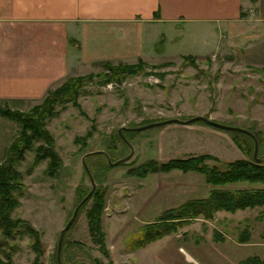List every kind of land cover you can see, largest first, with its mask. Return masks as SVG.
Instances as JSON below:
<instances>
[{
  "label": "rangeland",
  "instance_id": "1",
  "mask_svg": "<svg viewBox=\"0 0 264 264\" xmlns=\"http://www.w3.org/2000/svg\"><path fill=\"white\" fill-rule=\"evenodd\" d=\"M242 18L239 28L219 33V48L209 53L179 56L195 44H180L179 35L167 31L164 40L152 44L159 56H171L165 63L103 61L49 89L69 76L74 84L81 83L76 101L55 105L57 114L46 120L59 158L56 172L47 170L48 158L35 160L41 140L17 165L23 189L12 214L36 229L40 249L31 247L27 235L9 240L16 246L14 264H59L60 230L91 190L89 176L94 189L104 192L103 203L96 204L93 189L80 205L62 238L61 264H264V205L174 218L161 236L139 244L150 222L221 186L207 182L199 170L160 169L161 162L206 153L209 158L202 163L222 169L235 158L253 156L250 134L190 117L204 115L249 130L257 140L256 157L264 161V0H245ZM117 66L124 70L109 79L116 76ZM42 99L0 106L27 111ZM173 118L179 121H167ZM18 129L15 120L0 115V162ZM128 155L116 164L108 161ZM145 164L149 168L142 169Z\"/></svg>",
  "mask_w": 264,
  "mask_h": 264
},
{
  "label": "crops",
  "instance_id": "2",
  "mask_svg": "<svg viewBox=\"0 0 264 264\" xmlns=\"http://www.w3.org/2000/svg\"><path fill=\"white\" fill-rule=\"evenodd\" d=\"M244 5L245 0H0V103L38 102L66 76L103 61H167L171 56L161 57L152 47L167 31L179 35L180 44H195L179 56L209 53L219 48L222 30L243 24Z\"/></svg>",
  "mask_w": 264,
  "mask_h": 264
},
{
  "label": "trees",
  "instance_id": "3",
  "mask_svg": "<svg viewBox=\"0 0 264 264\" xmlns=\"http://www.w3.org/2000/svg\"><path fill=\"white\" fill-rule=\"evenodd\" d=\"M142 62L145 63L142 59H138L136 63L128 65L132 66ZM160 64L158 63V65ZM119 69L120 67L118 66L114 67L113 72L117 73L116 76L110 75L108 78L118 77L119 73L124 70L119 71ZM127 73H129V70L124 74ZM66 79L60 85L49 90L41 102L32 105L27 111L10 108L6 105L0 106V115L15 120L19 125L18 135L8 145L0 162V248H2L0 249V264H14L12 252H14L16 246L9 240L16 237L27 235L31 239V247L39 252L40 248L38 249L35 246L36 242L40 245L36 229L24 219L12 214L13 210L19 205V195L23 189L22 178L17 170V165L20 162L19 160L23 158L24 152L30 149L36 140H41L43 143L35 147V160L48 158L47 170L52 173L56 172L55 166L59 158L53 150V138L45 128V124L48 118L57 114L55 105L62 104L63 101L67 100L76 101L75 96L79 92L81 83L74 84L71 82L70 76ZM239 146L247 153V149L244 146L241 144ZM204 158H209V154L179 158L175 163L167 160L158 165L160 169L173 166L179 167L182 171L189 169L199 170L205 174L207 182L221 186L213 187L209 190L207 196L190 199L179 205L177 210H169L167 213L162 214L159 220L150 222L144 229L143 236L139 242L140 245L146 239H149L147 237L155 239L165 233L164 230L167 226L174 225V223L169 224V222H173L172 219L174 218H179V221H183L194 214L209 216V211L217 208L235 210L264 205V161H258L253 156L251 159L238 157L229 161L224 168L220 169L202 163ZM146 168H149V165L145 164L142 169ZM150 168L154 167L151 166ZM233 182H246L250 185L234 188L223 186ZM103 194L104 192L100 187L94 189L92 195L96 196L95 202L97 205L103 203ZM99 213H96V221L99 219L97 217Z\"/></svg>",
  "mask_w": 264,
  "mask_h": 264
},
{
  "label": "water",
  "instance_id": "4",
  "mask_svg": "<svg viewBox=\"0 0 264 264\" xmlns=\"http://www.w3.org/2000/svg\"><path fill=\"white\" fill-rule=\"evenodd\" d=\"M196 119H201L207 123H210V124H213V125H217V126H220V127H224V128H228V129H235V130H239V131H243V132H246L248 134H250L254 140V149H253V156L254 158L256 157L257 155V140H256V137L254 136V134L252 132H250L249 130L245 129V128H242V127H239V126H230V125H225V124H222L220 122H217L215 120H212L211 118H208V117H205L204 115H194L192 117H190L188 120H196ZM176 121L179 119L177 118H173V119H168L167 121ZM181 122H185L184 120H180ZM164 121H160V123H162ZM158 123V122H157ZM149 124L147 125H143V126H138V127H135L134 129H139V128H143V127H146L148 126ZM120 130V129H119ZM96 152H102L101 150L100 151H91L89 153H86V155L90 154V153H96ZM130 155L124 157V158H120V159H117L113 162H111L110 160L109 163L110 164H116V163H119L121 161H124L127 157H129ZM263 157V156H261ZM261 157H256L255 159H257L258 161L261 159ZM82 162L84 163V157L82 158ZM87 170V168H85ZM87 172H89V170H87ZM90 177V180H91V190L89 191V193L80 201L77 203L74 211H73V214L72 216L69 218V220L65 223V225L62 227V229L60 230V234H59V237H58V240H57V248H56V258H57V261L59 264L60 263V251H61V245H62V238H63V235H64V232L66 231V229L71 225L72 221L74 220L75 218V215L78 211V208L80 207V205L87 199V197L89 196V194L93 191L94 187H95V183L92 179L91 176Z\"/></svg>",
  "mask_w": 264,
  "mask_h": 264
}]
</instances>
